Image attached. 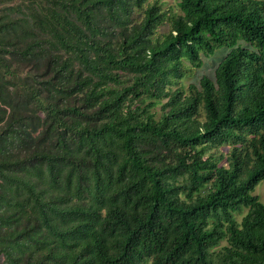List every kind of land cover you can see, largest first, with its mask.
<instances>
[{"label":"trees","instance_id":"1","mask_svg":"<svg viewBox=\"0 0 264 264\" xmlns=\"http://www.w3.org/2000/svg\"><path fill=\"white\" fill-rule=\"evenodd\" d=\"M178 6L0 0V264H264V0Z\"/></svg>","mask_w":264,"mask_h":264},{"label":"rangeland","instance_id":"2","mask_svg":"<svg viewBox=\"0 0 264 264\" xmlns=\"http://www.w3.org/2000/svg\"><path fill=\"white\" fill-rule=\"evenodd\" d=\"M179 0H163V7L168 12H180V7L178 6ZM167 25H161L160 30H166ZM227 48L219 49L217 50L213 55L211 56H204L203 58V65L201 67L196 68L192 73L185 76L181 83L185 86H188L191 83L199 84L200 79L204 75L214 76L215 70L220 63V61L223 59V57L228 53ZM224 150H227V147L223 148ZM219 154V153H218ZM225 163V159L221 161V163ZM255 194L259 195L260 199L264 202V181L260 183L255 190ZM237 218L240 219L242 217V214L239 212L236 214Z\"/></svg>","mask_w":264,"mask_h":264}]
</instances>
